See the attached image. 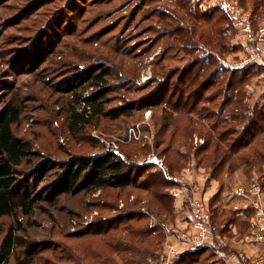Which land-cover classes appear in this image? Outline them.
Masks as SVG:
<instances>
[{
    "label": "rangeland",
    "instance_id": "1",
    "mask_svg": "<svg viewBox=\"0 0 264 264\" xmlns=\"http://www.w3.org/2000/svg\"><path fill=\"white\" fill-rule=\"evenodd\" d=\"M253 1L241 0V5L254 13L253 23L258 25L264 21V0H256V6ZM208 7L213 6L197 5L192 0H0V107L10 99L16 101L21 114L12 125L13 133L29 141L39 154L31 163H22L17 168L19 180L27 179L29 191L37 197L35 207L28 215L21 212L13 216L0 215V243L9 230H14L26 243L41 246L32 264H103V255L94 251L105 250L104 240L118 239L122 234V222L117 230H110L106 235L76 234L89 223L126 213H134V216L143 213L142 219L131 222L149 227L157 222L165 223L166 228L171 226L174 211L167 214L157 206L151 192L139 188L80 191L52 198L55 184L64 171L62 165L72 157L106 150L112 142L123 158L127 155L134 164H145L144 160L150 156L164 165L172 163L173 167L166 169L173 177L190 171L191 161L201 174L209 172L221 182L225 177H235L233 172L227 175L226 167L238 165L236 158L245 155L250 164L240 165L242 180L248 183L253 177L264 178L263 146L257 151L261 158L252 156L253 151L248 149L231 157L224 151V145L229 146L236 139L248 118L258 116L257 109L264 110V74L257 76L263 66L256 65L258 63L242 66L252 67L257 74L237 87L239 92L235 93L234 102L222 106L221 94L228 72L245 60L247 54L236 40L228 19L215 8ZM203 11L205 15H201ZM175 27L180 34L188 36V41L183 39L187 46H197L190 50L191 53L181 51V43L165 33ZM218 43L221 44L216 48ZM204 49L212 55L205 66L199 63L206 67L201 72L203 75L217 67H226L228 72H220L221 75L211 81L212 86L193 107V113L178 115L158 105L135 109L132 115L117 119L94 116L82 129L70 130L74 98L88 96L95 89L86 86L84 71L99 65L108 68L106 85L113 90L104 97L105 110L125 103L143 105L157 90L160 77L177 65H186L190 57L195 56L200 62L196 56ZM175 79L176 75L168 85L172 86ZM217 94H220L218 98ZM206 95L210 101H204ZM76 108L80 105L76 104ZM230 111L247 117L226 122L219 120L217 129L211 134L212 146L208 152L196 150L204 143L214 121L222 118L217 114L228 115ZM196 117L200 124L194 123ZM163 125L169 128L162 130ZM173 129L177 133L170 141ZM224 130L229 133L218 141L217 136ZM195 137L203 142H195ZM216 142L221 147L218 153L213 152ZM257 143L264 144V140H257ZM222 158L228 160L224 168L213 169L210 161ZM44 161L52 165L46 171L41 168ZM154 165L145 170L141 179L160 169L157 163ZM152 178L148 177V181L152 182ZM231 180L230 188H233ZM241 183L248 187L243 181ZM159 189L172 195L170 188ZM164 197L167 196L163 195L162 199ZM168 200L173 207V199L168 197ZM22 250V246H17L5 264H16V257L18 254L22 257ZM162 254L161 243L154 251L155 256L147 257L142 264H165Z\"/></svg>",
    "mask_w": 264,
    "mask_h": 264
},
{
    "label": "trees",
    "instance_id": "2",
    "mask_svg": "<svg viewBox=\"0 0 264 264\" xmlns=\"http://www.w3.org/2000/svg\"><path fill=\"white\" fill-rule=\"evenodd\" d=\"M195 2L199 5L198 1ZM252 4L256 6L258 2L254 0ZM208 8L213 9L215 7ZM215 10L225 16L217 8H215ZM205 14V11L201 12V15ZM176 29L177 27L170 29L165 33L169 38L174 37L181 43V51L191 53L192 51L190 50L197 48V46H187L185 43L189 40H187L188 36L180 34L179 30L177 31ZM183 39L187 41L183 42ZM220 44L221 43L216 44V48L220 46ZM204 50H201V53L196 56L201 59L200 62H198V59H196L195 56L190 57L186 65H177L170 69L164 77H160L157 90L146 98L147 100L143 105L142 103H139L137 106H135L137 103H125L105 110L104 97L108 92L113 90L106 85V77L109 75L108 68L104 65H99L84 71L85 73H83V77L87 83L86 86L94 87L95 89L88 96L74 98L75 105L73 103L70 111V130L77 131L82 129V126L94 116L101 115L107 116L111 119H117L120 116L132 115V112L135 109H148L151 107H157L158 105L164 106L165 109H170L178 115H189L193 113V107L198 104L200 99H202L203 93L212 86L211 81H214L216 76L221 75V73L225 74V72H228L226 67H217V69L203 75L201 72L206 67L202 66H205L206 62L209 63V57L212 55V52L209 50ZM199 63H201L202 66H200ZM251 68L252 67H244L233 69L235 70L234 72H232L233 70L228 72L229 75L221 94L222 106L227 107L231 102H234L237 97L235 93L238 94L239 92L237 87L247 83L250 77L257 74V71H253ZM235 74H237L238 77L235 78ZM175 75L176 79L174 83H172L173 85H168L171 80L173 82V77ZM191 89L192 91H190ZM169 91L171 92L168 95ZM185 94L187 96L186 98ZM219 96L220 94H217L216 98ZM172 97L175 98L172 99ZM182 98H185L186 100L182 102ZM190 99L191 101L189 103ZM204 101H210L209 95H206ZM76 104L80 105V108H76ZM188 104H190V106L184 108V106H187ZM255 112H257L258 116L254 117L251 115L243 126V129L239 131L236 139L232 140V143L229 146L224 145L226 150H223L228 153L230 157L233 154L234 156H239V152L243 149H248L251 152L253 151L252 156L256 155V158L258 156L261 158V155L257 151L261 146L264 147V144L259 145L257 140H264L262 138L264 137V110L257 109ZM20 114L21 109L16 104L15 100L10 99L0 107V215L13 216L17 212L28 215L33 211L37 199V197L32 195L29 191L30 185L28 184L27 179L19 180L18 177L17 168L22 163H31V161L39 155L32 149V145L29 141L17 137L13 133L12 125L19 120ZM220 115L222 118H219L218 121H214V125L212 124L210 129H208L209 133L208 135L206 134L207 136L204 139V143L199 145L196 150L208 152L209 148L212 146L210 141H212L213 136L211 134L217 129L220 121L226 122L231 119H242L247 117L245 114L242 116L240 113H233L232 111H230V114L228 115L217 114L218 117ZM186 118L191 119L190 117ZM193 119L195 124H200L199 118L196 117ZM167 128H169V126L166 127V125H163L162 130H167ZM172 132L170 141H172L176 135L175 133H177L174 129ZM228 133L227 130H224L222 134L217 136V140L221 141L223 136ZM200 135H202V133H200ZM260 136L261 138L259 139ZM213 147V152L216 153H218L221 148L220 144L217 142ZM244 156L245 155H241L239 156V159L236 158L239 161L238 165L229 164L228 167H226L227 175L240 168V165H242L243 162L250 164V161ZM205 159L206 157L203 160ZM226 161H228L226 158H222L216 162H210L212 163L213 169L218 167L222 169V167L224 168ZM50 164L51 162L49 161L42 162V170L46 171L48 167L52 166ZM154 164L155 163L153 162L145 164L137 162L134 164L129 161L127 155H125L124 158H121L115 152H109L105 149L98 153H94L93 155L75 156L66 164L62 165L64 171L60 179L57 181V184H55V191L53 192L54 195L52 198L60 194H76L80 191L95 192L108 188L122 190L125 188H139L151 192L153 198L157 202V206L167 214H170L173 211V207L172 203L168 200V197L172 199V195L163 193L159 188H171L176 185V182L171 180L173 176H171L170 173H167L166 169L167 166L169 167L168 169L172 168L173 164L170 163L169 165H164L163 163L162 168L152 171L146 178L144 177L141 179V177L144 176L143 174L145 170L149 167L155 166ZM153 175L156 178L153 179ZM148 177L153 179L152 182L148 181ZM163 195L167 197L162 199ZM134 215V213H126L125 215H117L116 217L102 219L104 221H94L80 231H77L76 234L106 235L110 230H117L120 226V222H122V226L120 227V229H122V234L119 235L118 239L116 240V238L113 237L104 240L103 245L105 246V250L103 252H94L103 255V264H142L146 261L147 257L155 256L154 251L163 242L167 228L166 224L163 222H157L151 227L135 225L131 220L138 222V220L142 219L144 216L143 213H140L138 216ZM121 216L124 217L123 220H121ZM114 222H116V224H114ZM212 222L218 227L213 219V214ZM17 246H22L23 250L21 253L22 257H20L19 254L17 255L16 264H32L35 255L41 248L38 243H26L14 233V230H9L3 236L0 243V264L7 263L9 257L13 254Z\"/></svg>",
    "mask_w": 264,
    "mask_h": 264
},
{
    "label": "crops",
    "instance_id": "3",
    "mask_svg": "<svg viewBox=\"0 0 264 264\" xmlns=\"http://www.w3.org/2000/svg\"><path fill=\"white\" fill-rule=\"evenodd\" d=\"M257 65L263 66L260 67L261 70L257 75L259 77L264 74V65L262 63ZM189 164H191L190 171L183 173L185 183L176 182V185L170 188L175 217L171 226L167 227L162 242V256L165 258V264H258V260L264 255L262 237L264 232L259 230L256 212L257 207L264 211V195L239 194L236 190L247 189L254 181L264 186V178L253 177L246 183L242 180L241 170L238 168L233 172L235 177H225L223 182H220L209 172L205 171L201 174L194 162L190 161ZM237 177H239L238 181ZM230 178L233 188H230ZM242 181L248 187H243ZM237 182L240 186H236ZM191 191L207 201L213 219L220 233L225 237V247L219 249L207 245L197 250L190 248L182 239L181 233L185 232L188 226V196ZM171 249L174 251L173 256L167 253ZM239 253L245 255V261L242 262L237 258ZM229 255L233 256V259L230 260Z\"/></svg>",
    "mask_w": 264,
    "mask_h": 264
},
{
    "label": "built area",
    "instance_id": "4",
    "mask_svg": "<svg viewBox=\"0 0 264 264\" xmlns=\"http://www.w3.org/2000/svg\"><path fill=\"white\" fill-rule=\"evenodd\" d=\"M198 1L201 6L208 5L217 8L228 19L235 31L236 40L242 46L244 53L247 54L245 60L235 64L232 69L242 68L248 63H262L264 65V21L258 25H254V13L245 9L241 5V0H192ZM233 64V66H234ZM146 77H143V79ZM195 142H203L202 139L195 137ZM107 151L115 152L121 158L123 155L118 152L117 145L112 142L107 148ZM153 156L144 160L145 163L151 162ZM156 163L162 168L161 161L156 158ZM171 180L184 184V174L179 177H172ZM191 185V183H190ZM197 189V186H194ZM236 193H253L257 196L264 195V186H260L255 181L247 189L236 190ZM259 204V202H258ZM188 226L185 232L181 233L182 239L192 249H199L207 245H212L216 248H223L226 246L225 237L220 233L219 228L212 222V212L207 201L203 197L191 191L188 196ZM259 230L264 232V211L262 208L257 207ZM264 240V234H263ZM168 255H174L171 249ZM235 257V256H234ZM240 261H245V255L242 253L237 254ZM229 259L233 256L229 255ZM258 264H264V255L258 260Z\"/></svg>",
    "mask_w": 264,
    "mask_h": 264
},
{
    "label": "water",
    "instance_id": "5",
    "mask_svg": "<svg viewBox=\"0 0 264 264\" xmlns=\"http://www.w3.org/2000/svg\"><path fill=\"white\" fill-rule=\"evenodd\" d=\"M156 160H157V159L154 157L153 160H152V162H153V163H156Z\"/></svg>",
    "mask_w": 264,
    "mask_h": 264
}]
</instances>
